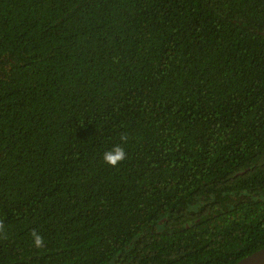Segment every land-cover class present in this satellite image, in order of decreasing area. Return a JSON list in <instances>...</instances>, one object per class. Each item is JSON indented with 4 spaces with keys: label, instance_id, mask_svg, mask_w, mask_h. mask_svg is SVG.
I'll return each instance as SVG.
<instances>
[{
    "label": "trees",
    "instance_id": "16d2710c",
    "mask_svg": "<svg viewBox=\"0 0 264 264\" xmlns=\"http://www.w3.org/2000/svg\"><path fill=\"white\" fill-rule=\"evenodd\" d=\"M262 247L264 0H0V264Z\"/></svg>",
    "mask_w": 264,
    "mask_h": 264
},
{
    "label": "water",
    "instance_id": "95a60500",
    "mask_svg": "<svg viewBox=\"0 0 264 264\" xmlns=\"http://www.w3.org/2000/svg\"><path fill=\"white\" fill-rule=\"evenodd\" d=\"M235 264H264V247L242 257Z\"/></svg>",
    "mask_w": 264,
    "mask_h": 264
},
{
    "label": "clouds",
    "instance_id": "9594fccd",
    "mask_svg": "<svg viewBox=\"0 0 264 264\" xmlns=\"http://www.w3.org/2000/svg\"><path fill=\"white\" fill-rule=\"evenodd\" d=\"M124 157V151L121 147L116 146L113 148V150L108 151L104 154V159L108 163L116 164L119 160L123 159ZM35 243L39 245L41 243V239L39 236H36Z\"/></svg>",
    "mask_w": 264,
    "mask_h": 264
}]
</instances>
